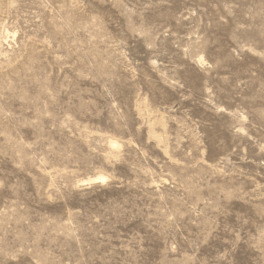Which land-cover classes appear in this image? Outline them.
Wrapping results in <instances>:
<instances>
[{"label": "rangeland", "instance_id": "obj_1", "mask_svg": "<svg viewBox=\"0 0 264 264\" xmlns=\"http://www.w3.org/2000/svg\"><path fill=\"white\" fill-rule=\"evenodd\" d=\"M0 264H264V0H0Z\"/></svg>", "mask_w": 264, "mask_h": 264}, {"label": "bare ground", "instance_id": "obj_2", "mask_svg": "<svg viewBox=\"0 0 264 264\" xmlns=\"http://www.w3.org/2000/svg\"><path fill=\"white\" fill-rule=\"evenodd\" d=\"M113 144L115 145L116 143L113 142ZM104 178H105V177H104L103 175H101V174L99 175V174H98V176L96 175V177H94L93 179H94V180H97V179H101V180H102V179H104ZM93 179H92V180H93Z\"/></svg>", "mask_w": 264, "mask_h": 264}]
</instances>
